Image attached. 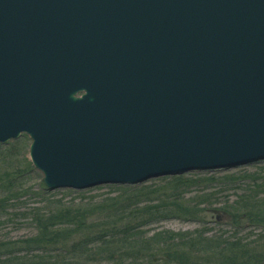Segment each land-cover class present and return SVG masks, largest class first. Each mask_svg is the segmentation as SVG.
Segmentation results:
<instances>
[{"label":"water","instance_id":"1","mask_svg":"<svg viewBox=\"0 0 264 264\" xmlns=\"http://www.w3.org/2000/svg\"><path fill=\"white\" fill-rule=\"evenodd\" d=\"M48 191L264 161V0H0V145Z\"/></svg>","mask_w":264,"mask_h":264},{"label":"trees","instance_id":"2","mask_svg":"<svg viewBox=\"0 0 264 264\" xmlns=\"http://www.w3.org/2000/svg\"><path fill=\"white\" fill-rule=\"evenodd\" d=\"M29 147L27 136L0 145V227L21 218L32 228L26 237L0 239V264H264L263 172L164 178L64 202L45 198L49 192L28 159ZM245 181L234 201L212 208L216 197L208 192ZM34 198L43 203L27 207ZM216 212L230 232L210 227ZM170 220L199 227H160ZM244 230L260 232L252 239Z\"/></svg>","mask_w":264,"mask_h":264},{"label":"rangeland","instance_id":"3","mask_svg":"<svg viewBox=\"0 0 264 264\" xmlns=\"http://www.w3.org/2000/svg\"><path fill=\"white\" fill-rule=\"evenodd\" d=\"M244 172H248V173L263 172L264 173V161L258 164L245 166V167H241L237 169H232L228 171H215L213 173H191L185 176L204 177L207 175H215V176L236 175V174L239 175V174H243ZM161 179H164V178H161ZM161 179L150 180L142 185H150L153 183L158 184ZM39 183H40L39 181L37 182L35 180L33 182V185H38ZM247 184L248 182L246 181L241 182L237 185L220 184L218 187L208 192L212 195L215 194V197H216L212 201V204H213L212 208L220 209V207H222L225 203L229 201H234L236 197L239 195V189L246 186ZM118 188L119 187L116 185H103V186H99L96 188L83 190V191H76L72 189H59L56 191H49L48 195H46L45 198L50 197L52 200H63L64 202L66 201L68 202L71 200L78 201L79 197L82 195L86 197H92V196L105 197L108 195H112V196L117 195ZM194 195L195 194H192V195H189L188 197H193ZM42 201L43 200H41L40 198H34V199H30L26 201V204H27V207H30V206L36 205L37 203H43ZM210 216H213L209 218V221H210V227L214 229V231H218L222 229V227H225V225L223 224H225L226 219L224 216L221 215V213H218V212L212 213L210 214ZM3 224L4 225L0 227V239L5 240L7 238V240H11V239L17 240L19 238L26 237L32 233L31 231L32 228L30 227L29 222L21 218H14L12 221H9ZM160 227L165 230H170L173 232H180V231L185 232V231H192L198 228L199 225L191 223V222L186 223V222H181L178 220H170V221L162 223ZM153 229H156V227H154ZM223 229L229 232L232 230L230 227L229 228L225 227ZM259 232L260 230L259 231L258 230H253V231L244 230L243 234L249 235V233H251L254 236L252 237V239H254L255 236L258 235Z\"/></svg>","mask_w":264,"mask_h":264}]
</instances>
